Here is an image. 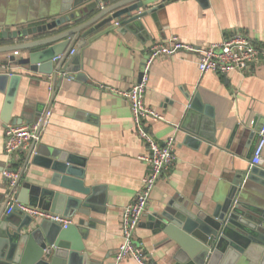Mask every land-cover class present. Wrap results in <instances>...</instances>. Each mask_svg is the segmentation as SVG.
<instances>
[{
  "label": "crops",
  "instance_id": "crops-1",
  "mask_svg": "<svg viewBox=\"0 0 264 264\" xmlns=\"http://www.w3.org/2000/svg\"><path fill=\"white\" fill-rule=\"evenodd\" d=\"M62 2L0 0V32L50 22L60 16ZM158 20L160 30L146 16L141 19L142 27L133 23L119 32L115 23L121 20L115 19L110 26L113 28L107 27L90 38L70 69L55 80L27 67H0V72L21 74L11 119L24 108L31 116L35 106H49V120L41 129L35 149L44 146L84 158L85 186H98V199H105L104 212L77 213L69 220L70 225L81 219L91 225L83 244L93 264H136L130 257L116 262L115 252L121 242L120 212L139 190L147 170L139 158L146 150L136 134L128 103L99 84L131 87L138 81L151 45L172 37L205 45L221 41L234 30H243L252 41L264 42V0H168L158 11ZM45 36L0 40L4 46ZM75 47L72 45V49ZM17 52L0 53V58L13 54L22 59L29 53ZM79 65L81 75L77 76L74 69ZM195 93L205 104L200 110L190 108ZM3 100L0 93V116ZM144 100L164 116V120L148 122L149 131L157 141L174 136V152L171 168L152 191L135 240L156 264H176L178 245L153 227L148 215L173 205L211 212L232 182L244 180L257 129L264 120V64L225 75L201 73L194 52L178 51L153 62ZM5 125L0 119V206L6 196L4 168L19 170L22 180L31 184H45L43 179L48 174L31 161L23 169L26 151L7 158L3 150ZM195 130L197 135L188 142L189 131ZM259 166L264 169V151Z\"/></svg>",
  "mask_w": 264,
  "mask_h": 264
},
{
  "label": "water",
  "instance_id": "water-1",
  "mask_svg": "<svg viewBox=\"0 0 264 264\" xmlns=\"http://www.w3.org/2000/svg\"><path fill=\"white\" fill-rule=\"evenodd\" d=\"M108 1L111 0H63L58 10L60 16L52 21L1 31L0 39L19 40L35 34L47 36L0 45V53L29 51L22 59H16L13 54L0 58V67H27L31 72L52 75L53 80L58 74L63 77L89 39L107 27L111 30L115 19L121 20L119 32L125 31L129 24L141 25V19L146 16H150L160 30L158 11L168 2L116 0L106 6L102 4ZM74 44L73 53L64 63L65 57L53 60L67 54ZM79 67L74 69L77 76L81 75ZM20 79L19 73L0 72V93L4 94L0 119L5 124L11 119ZM190 101V108L200 110L205 105L197 93ZM48 108L44 104L37 105L31 116L25 114L24 108L11 122L18 125L23 121L35 122L41 115L45 116ZM40 128L41 124L38 132ZM196 133V130L189 131L188 142ZM35 143L33 140L26 151L23 169L31 161L48 174L43 185L24 182L22 172L9 190L5 185L6 196L0 206V264H93L83 244L87 228L91 227L88 222L81 219L63 228L50 219L34 218L16 203H10L15 199L69 220L77 213L104 212L105 199L99 200L97 196L99 187L84 184V158L44 146L35 149ZM9 206L11 211L6 213ZM148 220L178 245L176 264H264V169L253 166L242 182H232L211 212L202 209L193 212L185 205H173L149 214Z\"/></svg>",
  "mask_w": 264,
  "mask_h": 264
},
{
  "label": "built area",
  "instance_id": "built-area-1",
  "mask_svg": "<svg viewBox=\"0 0 264 264\" xmlns=\"http://www.w3.org/2000/svg\"><path fill=\"white\" fill-rule=\"evenodd\" d=\"M118 25V22L115 23ZM1 45V40H0ZM178 51L194 52L197 58L199 72H212L218 75H225L232 71L243 72L264 64V42L257 43L243 30H234L225 34L221 41L205 45H194L172 37L166 42H158L148 49V53L141 64L139 78L136 83L127 89L99 84L103 90L117 95L128 103L136 134L141 139L145 152L139 158L146 164L147 170L141 179V186L132 200L122 208L120 212L121 242L115 252V261L120 262L130 257L136 264H156L150 253L147 252L141 243L135 240V231L138 227L144 212L148 206L152 191L159 178L171 168L173 163L174 136H169L164 141H157L148 129V122L164 120L163 113L145 104V91L149 81L151 65L156 59L170 56ZM14 51L13 54H17ZM73 53L71 49L67 54L54 57V61L67 58ZM50 111L41 115L37 121L26 124L7 123L4 127L3 150L7 158L14 153L27 151L33 142L38 140L41 129L48 123ZM41 128L38 132V128ZM38 132V133H37ZM264 151V120L257 129V140L253 146L250 158L249 169L259 166ZM20 171L6 167L2 170L4 183L9 190L19 177ZM11 204L18 207L28 215L42 219H50L67 228L70 225L69 219L58 214H52L38 207L19 203L11 199ZM11 206L6 209L10 213Z\"/></svg>",
  "mask_w": 264,
  "mask_h": 264
}]
</instances>
